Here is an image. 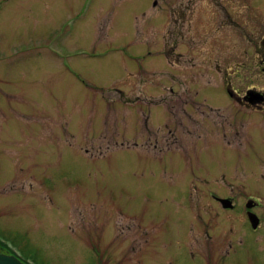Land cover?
I'll use <instances>...</instances> for the list:
<instances>
[{"label": "rangeland", "instance_id": "374dc122", "mask_svg": "<svg viewBox=\"0 0 264 264\" xmlns=\"http://www.w3.org/2000/svg\"><path fill=\"white\" fill-rule=\"evenodd\" d=\"M234 2L253 10L236 15ZM263 4L0 0V235L7 244L34 264H202L173 243L185 240L187 215L160 172L165 159L157 165L141 145L163 124L172 96H183L178 114L198 118L204 102L228 117L245 113L228 90L231 80L244 90L245 73L231 77L229 66L236 56L245 62L249 18L264 33ZM167 33L188 61L169 52ZM199 145L206 161L218 146ZM250 157L215 155L222 175L232 162L237 185L263 196L264 167L238 165L255 163ZM222 217L224 253L207 264H264V240L238 221L232 237L229 229H237ZM157 231L160 241L152 240Z\"/></svg>", "mask_w": 264, "mask_h": 264}, {"label": "flooded vegetation", "instance_id": "af4514ba", "mask_svg": "<svg viewBox=\"0 0 264 264\" xmlns=\"http://www.w3.org/2000/svg\"><path fill=\"white\" fill-rule=\"evenodd\" d=\"M240 5L241 3L234 4L232 12H236V15L237 12L241 16L248 10L251 12L253 10L252 6ZM259 8H261L264 18V4ZM180 9H177L178 13ZM173 10L174 7L171 14ZM252 19L253 17L248 19L252 25V33L247 39L248 50L244 57L245 62L242 63L239 59L240 56H236L235 65L229 66L232 68L231 77L238 78L240 73H245L244 90L232 80L228 83L230 97L232 102L236 103L233 106L245 113L234 115L231 113V116L228 117L221 114L225 112V109L220 105L204 102L201 106L209 113L207 116H204V109L201 110L198 118L197 114L193 113L178 114L180 106L184 110L183 96H172L173 99L169 98L172 101L163 105L169 111V114L164 116L163 124L154 127V130L150 129L148 142L141 145L142 148L155 154L158 159L157 165H162V160L165 159V166L160 168V172L164 177H168L170 182L172 181L173 189L170 197L183 206L187 215L189 224L185 240L176 237L173 243H177L178 246L184 243L190 259L202 264L209 263L210 256L214 255L215 258H219L221 257L219 255L224 253L223 243L229 235L228 230L222 233V230L226 229V221H221L222 216L229 217V223L235 225L237 229L236 231L232 227L229 229L230 232H233L232 237L239 234L235 235V232H240L238 225L234 224L238 221L240 224L244 223L243 228L248 236L255 235L256 239L264 240V193L261 194L263 196H260L247 191L244 185L242 187L237 185L235 166L232 162L224 168L226 173L222 175L220 164L215 158L216 154L228 153L234 160L242 159L245 156L251 161L250 156H252L255 158V163L239 161L238 165L264 167V86L256 82V80L264 79V33L258 34L259 26L254 24ZM234 22L236 23L235 19ZM170 24L171 22L169 26ZM176 38L172 39V36H168L166 42L169 52L175 53V57H183L186 62L188 59L182 53L176 52L178 44ZM174 61L177 60H171V62ZM222 75L224 74L222 73ZM123 95L126 94L123 93ZM165 100H168V97ZM175 103H178V106ZM176 106L177 110L175 111ZM191 108L200 110V107L194 103L190 105ZM204 140L214 141L218 144L213 150L215 153L213 151L212 154L211 151L206 152L208 154L207 161L204 160V150H200L199 145ZM134 144L139 146L137 143ZM250 215L255 219V226ZM152 225L154 228L160 227L155 218L152 219ZM167 225L168 220L165 219L164 227L166 228ZM161 237L162 233L157 231L153 234L152 240L160 241ZM238 241L243 243L244 238H238ZM232 245L231 243L230 247ZM0 252L13 254L24 262L34 264L31 258L26 257L21 250L10 247L7 244V239L1 235ZM171 260L173 259H169L170 264H173Z\"/></svg>", "mask_w": 264, "mask_h": 264}, {"label": "water", "instance_id": "95a60500", "mask_svg": "<svg viewBox=\"0 0 264 264\" xmlns=\"http://www.w3.org/2000/svg\"><path fill=\"white\" fill-rule=\"evenodd\" d=\"M254 217H256L254 214H252ZM250 215V218L253 222V225L255 226V219H253V216ZM0 264H29L22 260H20L17 256L5 252H0Z\"/></svg>", "mask_w": 264, "mask_h": 264}]
</instances>
